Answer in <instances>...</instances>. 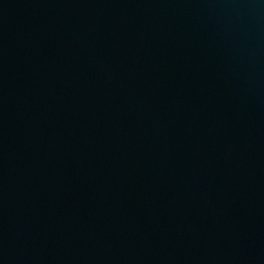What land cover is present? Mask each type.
I'll return each mask as SVG.
<instances>
[{"label":"water","instance_id":"1","mask_svg":"<svg viewBox=\"0 0 264 264\" xmlns=\"http://www.w3.org/2000/svg\"><path fill=\"white\" fill-rule=\"evenodd\" d=\"M0 264H264V0H0Z\"/></svg>","mask_w":264,"mask_h":264}]
</instances>
